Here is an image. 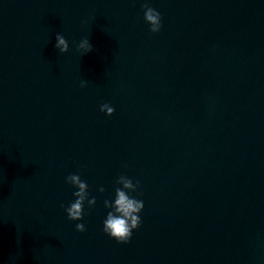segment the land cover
<instances>
[{"label":"clouds","instance_id":"obj_1","mask_svg":"<svg viewBox=\"0 0 264 264\" xmlns=\"http://www.w3.org/2000/svg\"><path fill=\"white\" fill-rule=\"evenodd\" d=\"M142 8L144 20L150 25L149 31L151 33H158L162 28L161 14L156 9L150 7L148 3H144ZM55 41L54 46L60 53H67L69 51V42L62 34L57 33ZM77 49L82 55H86L93 50V46L88 37H86L79 42ZM86 85V80L81 82V87H85ZM100 110L108 116L113 115L115 111L114 107L107 103L102 104ZM65 181L77 190L73 192L74 201L70 202L67 207L61 203L60 207L64 209L70 221H82L85 216V203H87L89 209L93 208L97 203L96 197H90L88 183L81 179L80 174H69L65 177ZM116 184L120 185V187L115 188L114 199H105L103 202L104 207L111 210L108 211L103 221L102 230L118 243L126 244L130 241L133 230L141 226L139 214L144 208V203L142 200L130 195V193L138 191L140 181L137 180L134 183L132 179L122 174L117 178ZM99 191L103 193L105 189L101 187ZM75 228L78 232L86 231L84 223H77Z\"/></svg>","mask_w":264,"mask_h":264}]
</instances>
